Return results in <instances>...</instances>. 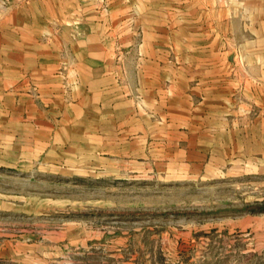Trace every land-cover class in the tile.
Listing matches in <instances>:
<instances>
[{
    "label": "crops",
    "instance_id": "0c3cea01",
    "mask_svg": "<svg viewBox=\"0 0 264 264\" xmlns=\"http://www.w3.org/2000/svg\"><path fill=\"white\" fill-rule=\"evenodd\" d=\"M9 1L0 6L1 149L21 134L55 153L92 111L98 127L103 117L142 121L130 140L178 133L207 151L242 143L264 154V0ZM183 124L214 129L194 137L199 129Z\"/></svg>",
    "mask_w": 264,
    "mask_h": 264
},
{
    "label": "rangeland",
    "instance_id": "374dc122",
    "mask_svg": "<svg viewBox=\"0 0 264 264\" xmlns=\"http://www.w3.org/2000/svg\"><path fill=\"white\" fill-rule=\"evenodd\" d=\"M88 114L55 153L21 134L0 148V264H264V154L178 133L130 140L142 121Z\"/></svg>",
    "mask_w": 264,
    "mask_h": 264
}]
</instances>
